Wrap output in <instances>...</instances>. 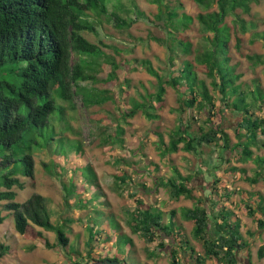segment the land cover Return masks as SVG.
<instances>
[{
    "label": "trees",
    "instance_id": "obj_1",
    "mask_svg": "<svg viewBox=\"0 0 264 264\" xmlns=\"http://www.w3.org/2000/svg\"><path fill=\"white\" fill-rule=\"evenodd\" d=\"M161 1L163 0H154L157 6L155 18L168 31L166 37L155 39L165 45L169 52L178 49L181 54H193L192 60L184 59L180 64L179 74L168 79L159 74L150 60L146 58L136 60L160 82L159 90L154 94V101L159 105L162 103L165 85L176 88L175 86L181 85V81L185 82L180 86L181 91L176 88L181 114L178 126L171 131L168 147L164 146V152L176 151L179 143L188 151H196L203 145L220 148L230 153L228 157L222 156L227 164H230L232 155L235 162L253 160L257 166L252 177H247L244 167L231 166L228 168L229 171L244 176L252 184L261 178L264 179V153L255 155L253 150L264 146V138L259 141L257 137L258 133L264 134V89L255 80L250 84L238 82L242 73L236 70V65L231 63L228 54L232 35L236 49L240 50V33L247 32L248 28L247 22L240 14L248 13L250 3L255 0H193L204 9L195 15L200 30L211 33L205 37L207 46L198 50L193 49L189 40L175 34L179 32L180 26L176 28L171 24L172 19L179 16L178 19L185 20L181 25L185 29L193 21V15L184 12L179 15L167 0ZM107 2L108 0H0V201H5L2 208L11 213L16 232L27 239L39 240L46 247L53 245L51 246L42 229L53 231L57 244L62 248L68 247L69 238L64 228H68L71 219L66 218L57 224L51 221L45 197L41 194L33 193L23 202H18L15 198L17 190L25 187L24 178H32L34 175L33 150L48 148L55 140L53 128L56 125L53 123L66 122L65 107L57 104L59 102L57 98L68 102L74 109L72 100L78 95V84L95 81L96 71L102 66L98 58L103 51L98 43L90 41L83 32H95L94 19H99L100 16H105L108 21L114 20L115 26L119 29H127L130 26V22L122 14L114 11L107 13ZM213 6L215 8L211 9ZM89 13L95 16L93 20H89ZM138 14H142L140 10ZM228 15L232 16L230 23L225 20ZM168 25L171 29L167 28ZM256 39H261L264 44V31H254L250 41ZM246 58L253 64L264 63V55L248 54ZM196 65H199L205 72V77L210 80L209 85L213 93H210L206 81L198 77ZM116 68L117 63L111 61L108 80L115 78ZM140 98L141 101L137 99L132 101V110L124 115H133L140 109L145 116L156 117L157 114L151 110L153 106L148 103L149 100L142 95ZM108 99L107 94L97 99H91L89 94L81 97L86 105ZM216 99L219 101L218 104L215 103ZM192 107L206 112L204 125H199L197 131L191 130V122L183 113ZM57 109L59 115L54 114ZM261 110L263 112L257 114V111ZM198 117L195 115V118ZM228 117L234 119L231 130L236 141L232 144L224 127ZM67 127L66 124L62 130ZM122 132L121 127H117L115 132L107 134L105 138L110 139L114 136L120 140ZM57 139H64L70 148L76 149V153L83 154L81 143L77 139L72 141L66 137ZM55 144L54 151L63 153L62 140L59 143L60 147L56 142ZM81 170L83 183L93 184L96 174L92 167L83 165ZM191 178L180 175L178 170L174 169V175L160 184L168 187L170 195L175 199L183 196L193 200L196 197L193 194ZM115 179L124 184L131 180V177L124 171L116 175ZM203 182L201 190L207 188L205 180ZM217 182L218 179L212 181L213 198L216 197L213 205L214 208L218 205L221 207L216 208L212 221L209 214L213 213V208L203 205L205 200L203 196L198 197L191 207L181 209L182 217L193 225L194 238L202 243L203 253L194 255L195 264H205L208 259L213 260L214 264H237V254L247 246L241 237L240 219H231L233 211L222 205L229 194L219 195L214 185ZM76 189L71 180L63 183L66 204H69L68 196ZM129 196L134 202V208L129 211L128 221L132 232L137 233L146 244L159 238L160 242L156 248L164 249L167 243H175L182 252L188 253L185 260L193 256L195 251L193 247L184 240L185 238L184 241L180 239L185 237L181 234V226L174 228L173 219L166 223L163 212L144 203L136 196L134 190ZM255 200V206L248 201H244V205L247 214L254 217L257 229L260 230L264 229L263 196L258 195ZM84 201L78 199V202ZM256 211L260 213V217H255ZM171 214L173 215L174 211ZM3 220L4 216L0 213V223ZM113 220L115 219L111 218L110 223L114 224L112 227L115 229L117 223ZM89 229L86 260L74 261L71 264H81L90 259L108 258L121 261L115 256L100 255L98 258L94 253V242L99 231L93 227ZM121 234L124 233L117 235V241ZM125 237H127L125 245H131V238ZM176 239H180L178 243ZM178 248L172 247L169 250L170 264H181ZM154 251L155 249L148 251L149 256H153ZM262 251L263 246L259 249V257H262ZM1 254L2 252L0 256ZM122 262L125 263V260Z\"/></svg>",
    "mask_w": 264,
    "mask_h": 264
},
{
    "label": "rangeland",
    "instance_id": "obj_2",
    "mask_svg": "<svg viewBox=\"0 0 264 264\" xmlns=\"http://www.w3.org/2000/svg\"><path fill=\"white\" fill-rule=\"evenodd\" d=\"M167 2L178 11L179 15L184 12L194 17L185 29L181 26L185 20L180 18L179 20V16L172 19L173 26L181 27L175 34L189 40L193 49L198 50L207 46L205 37L210 36L211 33L202 32L199 22L195 19V15L203 12L204 9L193 0H167ZM106 7L107 13L114 11L122 14L130 22V26L127 29H119L115 26L114 20L108 21L105 16H100V20L94 19L95 16L89 13V20L94 19L95 22V32L84 31L83 34L90 41L98 43L103 51L98 58L102 66L96 71L95 81L78 84V95L72 100L74 109L68 102L57 98L59 100L57 104L65 107L66 122L53 123L54 126L56 125L53 128L55 140L48 148L33 150L34 175L32 178H24L25 187L17 190L15 198L16 201L23 202L33 193L41 194L45 197L51 221L57 224L70 218L68 228H64L69 238V245L65 248L59 246L53 231L43 230L49 241L56 243L55 246L51 243L54 247H46L39 241L26 239L16 232L13 227L14 221L12 224L10 220L11 222L8 224L6 222L0 230V252H2L0 264H71L74 261L86 260L88 249L86 240L90 227L99 231L94 242V253L98 258L100 255L115 256L121 261L125 260L127 264H170L168 252L172 247L178 248V245L164 242V245L166 244L164 249L156 248L160 242L159 238L146 244L137 233L132 232L128 222L129 211L134 208L132 197L129 196L132 190L144 203L161 210L166 223L173 219L174 228L182 227L181 234L185 237L180 239L185 238L184 240L188 241L195 251L192 257H187L185 260L188 253L178 248V257L181 259V264H195L194 255L203 253L202 243L194 238L193 225L182 217L181 209L191 207L198 197L203 196L205 197L203 205L213 208V213L209 214L212 221L216 208L221 207L218 205L214 208L213 205L216 197L213 198L211 187L212 181L216 179L218 182L214 185L218 194H229L222 205L233 211L231 219H240L241 237L247 243L244 250L237 254L238 264H264V229H257L254 217L247 214L244 205V201H248L255 206L254 201L258 195L263 196L264 202V179L261 178L252 184L244 176L228 170L231 166L244 167L247 177H252L257 169L253 160L239 163L235 162L231 155V162L227 164L222 156L228 157L230 153L205 145L198 147L196 151H188L182 148V143H179L176 151L164 152V146L168 147L171 131L178 126L181 114L176 88L181 91L180 86L185 82L181 81V85L175 86L176 88L165 85L162 103L159 105L154 101V94L159 90L160 82L136 60L142 58L150 60L159 74L168 79L177 76L180 64L184 59L192 60L193 54H181L178 49L169 52L165 45L155 39L166 37L168 30L155 18L157 6L154 0H108ZM214 8L215 6L211 9ZM139 10L141 15L138 14ZM240 16L247 22L248 28L245 33L239 32L241 36L239 51L236 49L232 35L228 52L230 61L236 65V70L242 73L238 82L250 84L255 80L264 89V63L253 64L246 58L248 54L264 55L263 41L261 39L250 41L254 31H264V0L251 2L250 11L246 14L241 13ZM231 19L232 16L228 15L225 20L230 23ZM167 28L171 29V26L168 25ZM111 61L117 63L116 76L108 80ZM195 69L198 77L206 81L210 93H213L205 72L199 65H196ZM88 94L91 95V99L107 94L109 99L86 105L81 97ZM149 94L152 96L150 97ZM140 95L152 104L151 110L157 114L156 117L149 118L140 109L133 115H124L132 110L134 99L142 100ZM218 102L216 99L215 103ZM260 112L263 111H257V114ZM183 113L191 122V130L197 131L199 125H204L206 116L204 110L198 111L196 107H192L187 108ZM54 114L59 115V110L57 109ZM195 115L199 117L195 118ZM233 120L228 117L224 122L231 144L236 141L231 130ZM66 124L67 129L62 130ZM117 127H121L123 131L120 134L121 142L114 136L110 139L105 138L107 134L115 132ZM59 137H66L71 141L77 139L81 143L83 154L76 153L75 148H70L64 139H57ZM257 137L261 141L264 134L258 133ZM60 140L63 142V153L54 151L55 142L60 147ZM263 149L264 146L260 149L254 148V154L264 153ZM83 165L91 166L95 172L96 178L93 184L83 183L81 170ZM174 169H177L182 176L192 177L191 184L194 187L195 199L191 200L183 196L175 199L170 195L169 188L160 184L174 175ZM124 171L130 175L131 180L122 184L115 179V176ZM68 180H71L77 189L68 196L69 204H66L63 183ZM204 180L207 188L201 190ZM78 199L85 201L78 202ZM4 203L5 201H0V210ZM172 211H174L173 215ZM260 216L256 211L255 217ZM111 218L117 223L116 230L112 227L114 224L110 223ZM120 233L124 234H121L117 241V235ZM125 236L131 238V245H125L127 238ZM180 239H176V242L178 243ZM262 246V257H259V249ZM153 249L155 254L149 256L148 251ZM205 264H214V261L208 259Z\"/></svg>",
    "mask_w": 264,
    "mask_h": 264
},
{
    "label": "crops",
    "instance_id": "obj_3",
    "mask_svg": "<svg viewBox=\"0 0 264 264\" xmlns=\"http://www.w3.org/2000/svg\"><path fill=\"white\" fill-rule=\"evenodd\" d=\"M0 213L4 216V220L0 223V230L1 229H3V225L5 226L6 225V222H7V224L9 223V222H11L12 221V224H13V217H12V215H11V213H9L8 211H6V210H3V208H2V210H0ZM8 217H10L9 219H8V221H7V218ZM11 220V221H10ZM13 227H14V225H13ZM15 229V228H14ZM46 231V230H45ZM42 232H43V234L45 235V233H44V231H43V229H42ZM46 236V235H45ZM47 237V236H46ZM25 238V237H24ZM27 239V238H26ZM29 240H31V239H29ZM49 240V239H48ZM31 241H39V240H31ZM41 244H42V242L41 241H39ZM50 242V241H49ZM50 243H53V242H50ZM54 245L56 244V243H53ZM54 247V246H53Z\"/></svg>",
    "mask_w": 264,
    "mask_h": 264
},
{
    "label": "water",
    "instance_id": "obj_4",
    "mask_svg": "<svg viewBox=\"0 0 264 264\" xmlns=\"http://www.w3.org/2000/svg\"><path fill=\"white\" fill-rule=\"evenodd\" d=\"M83 264H127L122 261H118L115 259H90Z\"/></svg>",
    "mask_w": 264,
    "mask_h": 264
},
{
    "label": "flooded vegetation",
    "instance_id": "obj_5",
    "mask_svg": "<svg viewBox=\"0 0 264 264\" xmlns=\"http://www.w3.org/2000/svg\"><path fill=\"white\" fill-rule=\"evenodd\" d=\"M238 260V259H237ZM126 263V262H125ZM237 264H238V261H237Z\"/></svg>",
    "mask_w": 264,
    "mask_h": 264
}]
</instances>
